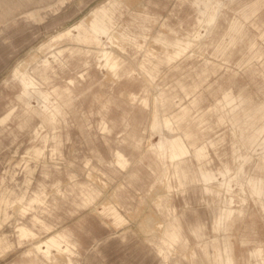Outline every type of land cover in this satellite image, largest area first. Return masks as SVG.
I'll use <instances>...</instances> for the list:
<instances>
[{
	"label": "rangeland",
	"instance_id": "rangeland-1",
	"mask_svg": "<svg viewBox=\"0 0 264 264\" xmlns=\"http://www.w3.org/2000/svg\"><path fill=\"white\" fill-rule=\"evenodd\" d=\"M0 264H264V0H0Z\"/></svg>",
	"mask_w": 264,
	"mask_h": 264
},
{
	"label": "crops",
	"instance_id": "crops-1",
	"mask_svg": "<svg viewBox=\"0 0 264 264\" xmlns=\"http://www.w3.org/2000/svg\"><path fill=\"white\" fill-rule=\"evenodd\" d=\"M213 19H214V15L211 14L208 17L207 22L210 23L213 21ZM91 32L93 34L105 32V26L103 25L102 18H99L98 20H95L92 22ZM112 67H113V65H112ZM48 243L54 245L57 248V250H59V245L53 239H50Z\"/></svg>",
	"mask_w": 264,
	"mask_h": 264
}]
</instances>
